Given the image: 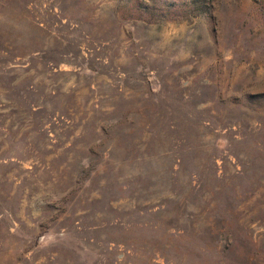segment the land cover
Listing matches in <instances>:
<instances>
[{
  "label": "rangeland",
  "instance_id": "obj_1",
  "mask_svg": "<svg viewBox=\"0 0 264 264\" xmlns=\"http://www.w3.org/2000/svg\"><path fill=\"white\" fill-rule=\"evenodd\" d=\"M0 264H264V0H0Z\"/></svg>",
  "mask_w": 264,
  "mask_h": 264
}]
</instances>
